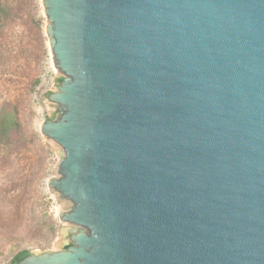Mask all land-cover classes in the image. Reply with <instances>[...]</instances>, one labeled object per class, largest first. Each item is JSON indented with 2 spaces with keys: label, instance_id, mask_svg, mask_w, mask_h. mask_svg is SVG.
<instances>
[{
  "label": "water",
  "instance_id": "obj_1",
  "mask_svg": "<svg viewBox=\"0 0 264 264\" xmlns=\"http://www.w3.org/2000/svg\"><path fill=\"white\" fill-rule=\"evenodd\" d=\"M41 4L72 245L16 264H264V0Z\"/></svg>",
  "mask_w": 264,
  "mask_h": 264
},
{
  "label": "rangeland",
  "instance_id": "obj_2",
  "mask_svg": "<svg viewBox=\"0 0 264 264\" xmlns=\"http://www.w3.org/2000/svg\"><path fill=\"white\" fill-rule=\"evenodd\" d=\"M3 1L14 18L0 29V114L14 113L18 126L0 143V264H13L22 250H66L73 226L61 221L72 203L48 187L63 155L40 133L60 116L49 95L63 78L52 63L42 0Z\"/></svg>",
  "mask_w": 264,
  "mask_h": 264
},
{
  "label": "trees",
  "instance_id": "obj_3",
  "mask_svg": "<svg viewBox=\"0 0 264 264\" xmlns=\"http://www.w3.org/2000/svg\"><path fill=\"white\" fill-rule=\"evenodd\" d=\"M14 7L12 4L0 1V29H4L5 26L14 18L13 12ZM18 121L17 116L14 113L7 112L0 114V143L4 139H8L10 134L17 129ZM30 253L27 250H22L18 252L14 259L13 264H16L18 261L29 255Z\"/></svg>",
  "mask_w": 264,
  "mask_h": 264
}]
</instances>
